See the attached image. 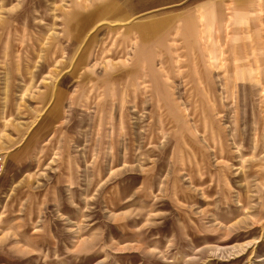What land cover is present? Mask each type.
Instances as JSON below:
<instances>
[{"label": "rangeland", "instance_id": "1", "mask_svg": "<svg viewBox=\"0 0 264 264\" xmlns=\"http://www.w3.org/2000/svg\"><path fill=\"white\" fill-rule=\"evenodd\" d=\"M0 157V264H264V0H0Z\"/></svg>", "mask_w": 264, "mask_h": 264}, {"label": "built area", "instance_id": "2", "mask_svg": "<svg viewBox=\"0 0 264 264\" xmlns=\"http://www.w3.org/2000/svg\"><path fill=\"white\" fill-rule=\"evenodd\" d=\"M3 162H4V158L3 157H0V164H1L0 170H2V163Z\"/></svg>", "mask_w": 264, "mask_h": 264}]
</instances>
